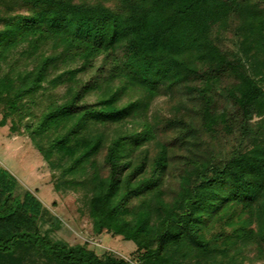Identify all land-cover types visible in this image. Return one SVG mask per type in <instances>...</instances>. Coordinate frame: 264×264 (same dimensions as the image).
I'll use <instances>...</instances> for the list:
<instances>
[{"label": "trees", "instance_id": "obj_1", "mask_svg": "<svg viewBox=\"0 0 264 264\" xmlns=\"http://www.w3.org/2000/svg\"><path fill=\"white\" fill-rule=\"evenodd\" d=\"M17 1L0 0V125L24 127L45 158L62 149V181L89 188L92 237L120 235L136 253L54 237L60 216L0 165V264H224L210 224L239 205L260 211L264 239V124L252 121L264 115L252 60L264 64V0ZM228 28L239 45L215 58L207 41ZM99 57L109 66L94 72ZM163 93L183 114L149 115ZM220 125L238 132L230 151L198 145ZM176 139L190 149L177 162Z\"/></svg>", "mask_w": 264, "mask_h": 264}, {"label": "rangeland", "instance_id": "obj_2", "mask_svg": "<svg viewBox=\"0 0 264 264\" xmlns=\"http://www.w3.org/2000/svg\"><path fill=\"white\" fill-rule=\"evenodd\" d=\"M99 1L114 8L119 0ZM22 7L15 6V10H21ZM223 33L222 37L213 34V37L207 41V46H215V48L210 47L212 53L217 54L220 50L224 52L227 48H236L239 45L240 35L234 34L231 28ZM212 39L214 44H212ZM215 53L213 55L216 58ZM252 60L259 66L258 77L264 76V64L261 63L263 55L257 54L253 56ZM108 66L109 63L104 62L99 57L95 61L93 71ZM83 76L84 79L87 78L88 73ZM60 90L63 91L64 88H60ZM87 98L91 101L95 97L89 95ZM125 99L127 97L123 98V100ZM220 101H217L219 109L221 106ZM174 103L175 100L166 93L157 95L151 100L149 115L156 113L159 116L169 117L173 114H183L184 110L179 111L173 108ZM258 120H261L264 124V115L255 114L252 121L256 122ZM8 126L9 122L0 125V165L9 168L18 177L21 183L20 192L23 191L24 187L35 190L39 198L60 216V226L54 231V237L64 239L70 243L82 242L90 238L89 245L93 246L98 253L109 250L135 261V245L131 240H125L122 236L112 235L111 233L92 237V223L87 212L91 194L86 185H67L62 181L63 175L60 171L68 163L63 150L53 149L49 157L45 158L24 131V127H21L20 131H9ZM177 130L179 129H171L164 135L160 129H156V138L162 142L163 139L166 140L165 136L168 135L167 140L169 142L173 141L174 136L176 138L178 136L175 134ZM199 135L202 136L203 134ZM237 138L238 132L229 135L221 129L220 125L217 126L214 135L204 134L199 139L198 145L203 147L209 143L213 150L226 154L237 143ZM176 140L178 142L172 148L175 154L174 159L177 162L183 160V155L190 153V149L186 146L187 143L185 145L181 142V139ZM187 142L189 143V141ZM242 144V146H245V143ZM155 145V142L148 144L151 154H154L156 150ZM67 176L66 174L63 177L66 178ZM169 178L172 189L170 188L164 197L172 202L174 199V191L172 190L178 187L179 181L175 173L169 174ZM229 211H232L231 218L226 215ZM229 211L225 212L219 221H213L210 224L212 231L217 230L225 233L216 243L218 249L223 251V254L219 255L220 258L224 260V264H264V239L261 231L263 223H261L260 211L254 214L243 209L240 205L230 208ZM236 233L242 234L236 235Z\"/></svg>", "mask_w": 264, "mask_h": 264}]
</instances>
